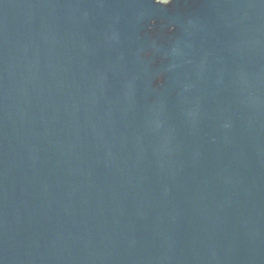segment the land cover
Returning <instances> with one entry per match:
<instances>
[{
	"label": "water",
	"instance_id": "95a60500",
	"mask_svg": "<svg viewBox=\"0 0 264 264\" xmlns=\"http://www.w3.org/2000/svg\"><path fill=\"white\" fill-rule=\"evenodd\" d=\"M0 264H264V0H0Z\"/></svg>",
	"mask_w": 264,
	"mask_h": 264
},
{
	"label": "clouds",
	"instance_id": "9594fccd",
	"mask_svg": "<svg viewBox=\"0 0 264 264\" xmlns=\"http://www.w3.org/2000/svg\"><path fill=\"white\" fill-rule=\"evenodd\" d=\"M168 3H171V0H168Z\"/></svg>",
	"mask_w": 264,
	"mask_h": 264
}]
</instances>
